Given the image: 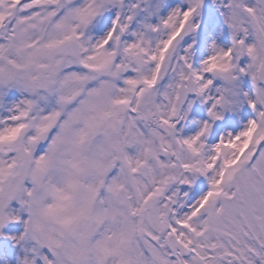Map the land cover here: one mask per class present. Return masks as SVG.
<instances>
[{"label":"snow or ice","instance_id":"obj_1","mask_svg":"<svg viewBox=\"0 0 264 264\" xmlns=\"http://www.w3.org/2000/svg\"><path fill=\"white\" fill-rule=\"evenodd\" d=\"M203 3L0 0V229L23 220L22 264H264V0H222L231 46L195 66ZM193 93L211 104L188 133Z\"/></svg>","mask_w":264,"mask_h":264},{"label":"rangeland","instance_id":"obj_2","mask_svg":"<svg viewBox=\"0 0 264 264\" xmlns=\"http://www.w3.org/2000/svg\"><path fill=\"white\" fill-rule=\"evenodd\" d=\"M131 2V0L129 1ZM183 2V1H181ZM204 4L202 6L200 18H198V22L200 23V28L197 29L196 33H191V35L186 38L185 40L188 43H195L193 44L194 49V65L199 66L200 62L203 60L200 57L199 51H198V45L203 41V38L212 37L215 39V36H212L215 32V23L216 14H221L222 16V8L220 7V0L216 2L215 0H204ZM161 3L163 4V7L160 9V15H167V12L172 8L178 6L177 0H161ZM184 3V2H183ZM209 19V21H208ZM158 17H153L152 21L153 23L157 22ZM135 28V25L133 26ZM218 32V31H217ZM215 85L220 86V82H215ZM213 93V92H212ZM214 93L213 95H215ZM192 103L191 110L196 109L198 106L207 104L201 100V98H198L197 95L190 99ZM247 105V104H245ZM186 123V122H185ZM184 124V121H182L181 125ZM227 126V124H226ZM199 124L195 126L196 130H198ZM219 130L213 129V136L217 135V137H220V135H223L226 131L224 126H218ZM16 222H9L3 229H0L4 233V235H0V264H22V260L25 256H31V255H25L24 257L21 255L22 252L25 251V249H29L31 246V242H24L21 241L19 245H21V248H18L14 244H17L15 240H18L17 238L21 233H23L22 229L17 232V230L11 228L13 224ZM14 246V248H13Z\"/></svg>","mask_w":264,"mask_h":264},{"label":"bare ground","instance_id":"obj_3","mask_svg":"<svg viewBox=\"0 0 264 264\" xmlns=\"http://www.w3.org/2000/svg\"><path fill=\"white\" fill-rule=\"evenodd\" d=\"M215 1L218 2L219 0H215ZM220 2H222V0H220ZM216 31H218V32H217L215 39H213L212 37L203 38V41L198 45V51H199L200 57L202 59L207 58V56L209 54H211V47L210 46L214 41L223 47L231 46V42H232L231 32H230L228 25L225 23V21L224 22L222 21V18H221V24L218 25V27L216 28ZM249 60H250V58L245 56V57L241 58L240 63L243 66L244 64L248 63ZM215 82H220V85L223 83V81L220 79H216L214 81V83ZM215 87H219V85H215L213 87V89H212L213 94L215 93ZM240 88L242 91H248V90L253 88L250 76H248L246 74L241 75V77H240ZM210 104H211V102L209 101V102H207V104L200 105L196 109L191 110L189 112V116H188L187 120H185L186 123L184 122L185 124L182 125V127H184V129H185V132L190 133V132L196 131L195 126L198 125L200 121L207 120L209 118L208 108L210 107ZM250 111L251 110H250V107L248 105L242 104L237 111L227 112L225 114V117L223 120H217L213 124V129L219 130L218 126H224L226 128L225 129L226 131H232L233 130L232 126L240 123L241 120L244 119ZM226 124H227V126H226ZM213 133L209 137L210 141H213V137L216 140H218L219 137H217V135L213 136ZM13 209L15 210V208H13ZM15 241L17 242V244H14V245L17 246L18 248H21V245H19V243H21V242H18V240H15ZM30 246H32V245L30 244ZM13 248H14V246H13ZM26 254L32 255L28 251L27 248L25 249L24 252L21 253V255L24 257Z\"/></svg>","mask_w":264,"mask_h":264},{"label":"clouds","instance_id":"obj_4","mask_svg":"<svg viewBox=\"0 0 264 264\" xmlns=\"http://www.w3.org/2000/svg\"><path fill=\"white\" fill-rule=\"evenodd\" d=\"M256 48L259 57L258 63H264V40H258Z\"/></svg>","mask_w":264,"mask_h":264}]
</instances>
